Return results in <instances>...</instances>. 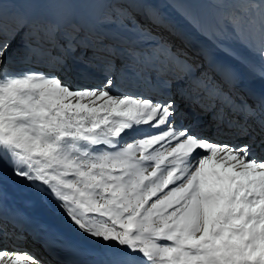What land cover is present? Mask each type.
Returning a JSON list of instances; mask_svg holds the SVG:
<instances>
[{
  "label": "snow or ice",
  "instance_id": "obj_1",
  "mask_svg": "<svg viewBox=\"0 0 264 264\" xmlns=\"http://www.w3.org/2000/svg\"><path fill=\"white\" fill-rule=\"evenodd\" d=\"M7 2L0 0V190L22 184L101 242L98 253L58 243L70 264H264V0H234L220 18L257 60L219 68V81L198 75L166 42L148 45L152 33L126 7L65 27L23 11L9 18ZM146 15L162 25L155 12ZM69 59L99 68L103 79L79 71L71 86L49 74L71 72ZM117 59L121 76L170 77L162 80L167 98L119 94ZM245 71L261 82L258 92L246 88L251 103L233 94ZM0 235V264H42L4 243L26 239L23 229Z\"/></svg>",
  "mask_w": 264,
  "mask_h": 264
},
{
  "label": "bare ground",
  "instance_id": "obj_2",
  "mask_svg": "<svg viewBox=\"0 0 264 264\" xmlns=\"http://www.w3.org/2000/svg\"><path fill=\"white\" fill-rule=\"evenodd\" d=\"M45 10L47 11V16L51 19H55L56 22L68 21L71 18L72 14V2L71 0H60V2L55 3V0L44 1ZM84 1V0H83ZM150 4L156 6L160 15L166 18L167 21L172 23L176 32H178L183 38L191 41L196 44L199 50L205 54V57L209 58L212 63V68L215 71H219L221 67H237L242 68L241 64L236 60L222 53V50L217 47L214 39L211 36V32L206 22V19H199V23L195 22V17L191 19L192 23H189V27L182 22L178 21L179 18H169L170 17H183L186 19L185 15L178 14L174 8L169 6V0H149ZM169 1V2H168ZM86 7L88 8V15L91 18V22L95 23L98 20L100 14L106 9V6L109 5L110 0H85ZM185 6L188 7V3L185 2ZM22 11L27 13V9L21 5ZM175 14L172 15V13ZM198 13V12H197ZM199 15V13H198ZM178 19V20H177ZM197 19V18H196ZM37 23L43 22V20H36ZM75 20H71L70 23H75ZM195 26V28L193 27ZM68 27V25L66 26ZM178 41V40H177ZM218 48V49H217ZM74 62H72L73 64ZM120 78L130 84L132 80L129 79V74L121 76ZM73 86L72 83L64 82ZM184 82H180V85H184ZM242 84L247 88L251 87L257 92L261 88V82L252 76L251 74L244 72V80ZM118 92L121 95L129 94L131 96L135 95V91L129 87H124L116 84ZM147 127V126H142ZM33 200V210L28 214L26 221L23 219L22 224L29 225L34 227L35 223L41 222L39 216H44L48 220V224L41 226L39 228L46 229L45 231L49 233L51 238H56L58 240H66L67 243L75 244L77 247L83 250H92L94 252H101V242L97 239H93L90 236L83 235L75 226H73L68 218L63 214V212L55 207L51 202H41L32 191L23 186L22 184H3L2 190H0V213L5 215L8 219L20 222L15 218V213L10 206L9 201L14 200L25 204L26 200ZM21 223V222H20ZM27 246V247H26ZM23 245L24 248H30V244ZM9 250L11 249L10 243L8 245ZM27 250V249H24ZM11 251V250H10ZM30 251V250H27ZM53 256L46 254V260L42 261V264H48L50 261H53Z\"/></svg>",
  "mask_w": 264,
  "mask_h": 264
},
{
  "label": "rangeland",
  "instance_id": "obj_3",
  "mask_svg": "<svg viewBox=\"0 0 264 264\" xmlns=\"http://www.w3.org/2000/svg\"><path fill=\"white\" fill-rule=\"evenodd\" d=\"M44 1H50V0H44ZM170 1V2H169ZM169 6L171 8H174L178 14L185 15L186 19L183 17H170L169 18H179L178 21L182 22L183 24L187 25L189 27V23L191 22V19L194 18L195 22L197 24L199 23V19H206V22L208 23L211 36L214 35V41L218 45L217 47L225 49L226 52L232 54L233 57L238 59L239 61L241 58H247L249 61L255 62L257 60V57L253 54L252 51L249 50V47H246L244 44L239 42L237 37L233 35L231 29L227 27L225 24L219 23L220 18L223 15H226L227 13L232 11V4L234 0H169ZM60 2V0H55V3ZM72 4V14L71 18L68 21L63 22V25L66 27L70 24L71 20H75V23H82L84 21H88L92 23L90 16L88 15L89 10L86 7L85 0H71ZM148 2L149 0H114L113 4L107 11H110V9L113 6H119V7H126L128 10L132 13V16L135 18V20L139 21L141 23V19H139V16L147 17L146 13L149 11L155 12L163 21L162 25H160V28H166L168 30H173V27H171L169 24L170 21L167 23L162 19L160 13L158 10L152 8L149 6ZM185 2L188 3V7L185 6ZM110 3V2H109ZM21 5L27 9V13L36 21V20H43L44 18L47 19V11L45 10L44 3L42 0H10V2H7L4 5L5 10L8 13L9 18L11 17L12 13L19 12L22 10ZM107 8V6H106ZM24 12V11H23ZM199 15H198V13ZM40 13V14H38ZM43 13V14H41ZM175 14V12L172 13V15ZM38 15V16H37ZM37 16V17H36ZM197 18V19H196ZM166 19V18H165ZM148 23H150L148 18ZM146 26L143 25V27H149L147 24ZM155 25V24H154ZM195 28V26L193 25ZM152 29V32L156 31V36H159L160 39L151 40L152 44L155 45L157 42H166L168 45L176 44V40H178L177 37L171 36L173 32L170 31V36L167 40L163 41V37L160 35V29H155L149 27ZM213 32V33H212ZM221 42L223 45H220L218 42ZM179 45L176 46L173 50L178 55H182L186 53L189 57L192 58V53H188V45L185 43H182V41H177ZM182 43V45H180ZM253 41V45H254ZM218 49V48H217ZM221 50V49H218ZM224 53V52H222ZM227 55L226 53H224ZM228 56V55H227ZM184 56L182 55V58ZM186 57V56H185ZM229 57H231L229 55ZM232 58V57H231ZM184 59V58H183ZM234 59V58H232ZM234 59V60H236ZM238 60H236L238 63H240ZM242 66V65H241ZM132 89V88H131Z\"/></svg>",
  "mask_w": 264,
  "mask_h": 264
}]
</instances>
